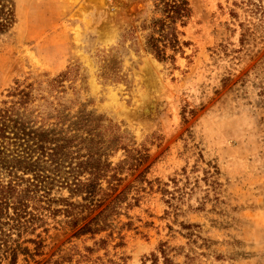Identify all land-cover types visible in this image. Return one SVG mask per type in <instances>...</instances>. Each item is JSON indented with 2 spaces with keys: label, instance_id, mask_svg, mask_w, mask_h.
<instances>
[{
  "label": "rangeland",
  "instance_id": "rangeland-1",
  "mask_svg": "<svg viewBox=\"0 0 264 264\" xmlns=\"http://www.w3.org/2000/svg\"><path fill=\"white\" fill-rule=\"evenodd\" d=\"M153 4L6 3L0 107L10 91L32 84L46 98L36 96L32 117H52L59 104L72 122L91 112L117 126L127 150L147 156L138 166L129 158L135 152L101 150L112 167L122 163L121 182L115 190L108 178L100 182L106 197L91 211L84 195L54 182L51 208L64 209L62 200L75 207L6 228L20 246L15 264H264V0H189L191 17L177 24L181 52L165 62L144 49ZM112 55L121 80L101 77ZM63 73L64 92H49L46 83ZM0 180H9L1 168ZM121 192L108 227L78 236Z\"/></svg>",
  "mask_w": 264,
  "mask_h": 264
},
{
  "label": "trees",
  "instance_id": "trees-1",
  "mask_svg": "<svg viewBox=\"0 0 264 264\" xmlns=\"http://www.w3.org/2000/svg\"><path fill=\"white\" fill-rule=\"evenodd\" d=\"M6 3L8 0H0V35L9 29L12 16V10ZM153 7L156 16L148 27L143 25V30L148 31L144 37V49L159 62L174 61V54L181 52L178 38L181 33L177 30V24L183 28L191 17L189 0H154ZM167 49L173 55H167ZM118 69L114 55L105 59L102 79L121 80ZM67 76L63 73L51 79L46 83L47 90L63 93V82ZM42 92L40 87L34 88L32 84L17 86L8 94L12 99L9 105L4 102V107H0V168L7 171L9 176L7 181L0 180V264H15L20 251V246L11 240V230H7V234L6 228L17 230L19 220L27 215L48 212L57 216L61 212L70 213L69 209L75 207L62 200L60 203L64 209L51 208L48 192L54 182L70 189L72 194L84 195L83 200L89 202L83 208L91 211L92 207H100L106 197L100 182L108 178L106 183L111 186L110 190H115L113 182L116 185L121 182L117 172L122 163L112 167L107 160H102V151L110 149L114 154L121 149L129 155L135 152L136 155L129 158L136 161L138 166L147 159L137 150H127V145L121 142L122 137L116 135L119 132L116 125H103V118L99 116L94 119L91 112L78 115L76 121L72 122L63 115L66 108L59 104L58 109L53 110L52 117H32L30 109L36 96L46 99L41 96ZM51 120L53 122L48 124ZM67 122L70 124L64 128ZM105 134H112L114 139L103 140ZM15 172L31 174L32 178L18 177ZM83 175H87V178L81 181ZM124 195L121 192L115 196L91 222L78 230L77 235H95L105 230L110 213L124 201ZM94 199L97 200L92 202ZM164 261V264H169L167 258Z\"/></svg>",
  "mask_w": 264,
  "mask_h": 264
},
{
  "label": "bare ground",
  "instance_id": "bare-ground-1",
  "mask_svg": "<svg viewBox=\"0 0 264 264\" xmlns=\"http://www.w3.org/2000/svg\"><path fill=\"white\" fill-rule=\"evenodd\" d=\"M140 6V5H139Z\"/></svg>",
  "mask_w": 264,
  "mask_h": 264
}]
</instances>
